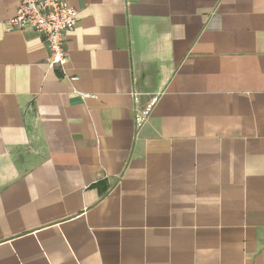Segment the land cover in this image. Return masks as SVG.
I'll return each mask as SVG.
<instances>
[{
  "label": "crops",
  "instance_id": "crops-1",
  "mask_svg": "<svg viewBox=\"0 0 264 264\" xmlns=\"http://www.w3.org/2000/svg\"><path fill=\"white\" fill-rule=\"evenodd\" d=\"M59 1L63 71L0 0V264H264V0Z\"/></svg>",
  "mask_w": 264,
  "mask_h": 264
},
{
  "label": "built area",
  "instance_id": "built-area-1",
  "mask_svg": "<svg viewBox=\"0 0 264 264\" xmlns=\"http://www.w3.org/2000/svg\"><path fill=\"white\" fill-rule=\"evenodd\" d=\"M15 13L7 25L16 30L31 29L40 35L48 51L47 65L63 71L67 61L66 34L76 24L78 12L59 0H15ZM156 98L143 108H135L133 117L136 128L148 119Z\"/></svg>",
  "mask_w": 264,
  "mask_h": 264
}]
</instances>
